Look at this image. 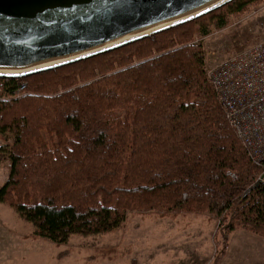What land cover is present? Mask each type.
Returning a JSON list of instances; mask_svg holds the SVG:
<instances>
[{"label": "trees", "instance_id": "trees-1", "mask_svg": "<svg viewBox=\"0 0 264 264\" xmlns=\"http://www.w3.org/2000/svg\"><path fill=\"white\" fill-rule=\"evenodd\" d=\"M263 3L233 0L91 59L0 78V166L10 162L0 203L57 246L134 215L208 214L224 241L264 237L263 167L227 122L203 49Z\"/></svg>", "mask_w": 264, "mask_h": 264}, {"label": "rangeland", "instance_id": "rangeland-1", "mask_svg": "<svg viewBox=\"0 0 264 264\" xmlns=\"http://www.w3.org/2000/svg\"><path fill=\"white\" fill-rule=\"evenodd\" d=\"M264 41V3L203 41L205 68ZM9 139V138H8ZM0 147L7 143L0 136ZM0 166V186L9 172ZM219 220L208 214L176 219L130 216L116 232L72 236L57 246L36 237L34 227L0 203V264H264V237L244 230L224 241Z\"/></svg>", "mask_w": 264, "mask_h": 264}, {"label": "water", "instance_id": "water-1", "mask_svg": "<svg viewBox=\"0 0 264 264\" xmlns=\"http://www.w3.org/2000/svg\"><path fill=\"white\" fill-rule=\"evenodd\" d=\"M233 0H0V78L81 62L169 31Z\"/></svg>", "mask_w": 264, "mask_h": 264}, {"label": "built area", "instance_id": "built-area-1", "mask_svg": "<svg viewBox=\"0 0 264 264\" xmlns=\"http://www.w3.org/2000/svg\"><path fill=\"white\" fill-rule=\"evenodd\" d=\"M205 73L227 122L251 160L263 167L264 182V41L205 68Z\"/></svg>", "mask_w": 264, "mask_h": 264}]
</instances>
